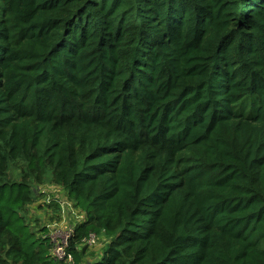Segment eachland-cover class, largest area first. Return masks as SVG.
<instances>
[{
	"label": "trees",
	"instance_id": "16d2710c",
	"mask_svg": "<svg viewBox=\"0 0 264 264\" xmlns=\"http://www.w3.org/2000/svg\"><path fill=\"white\" fill-rule=\"evenodd\" d=\"M49 177L72 264H264V0H0V264Z\"/></svg>",
	"mask_w": 264,
	"mask_h": 264
},
{
	"label": "rangeland",
	"instance_id": "374dc122",
	"mask_svg": "<svg viewBox=\"0 0 264 264\" xmlns=\"http://www.w3.org/2000/svg\"><path fill=\"white\" fill-rule=\"evenodd\" d=\"M22 165L18 164L11 169V175L14 178H19L16 172ZM35 200L30 207L29 219L33 222L35 219H40L42 226L50 228L54 234L56 241H61L59 236L63 238V234L71 230L78 221L73 214V209L77 213L79 210L73 207V204L67 200L64 190L57 185H54L51 178L46 179V183L36 187ZM71 205L73 209H68L66 205ZM78 210V211H77ZM105 244V240L97 238L94 243H90L89 251L99 253ZM65 263V262H64ZM72 264V263H65Z\"/></svg>",
	"mask_w": 264,
	"mask_h": 264
},
{
	"label": "built area",
	"instance_id": "2783aa9c",
	"mask_svg": "<svg viewBox=\"0 0 264 264\" xmlns=\"http://www.w3.org/2000/svg\"><path fill=\"white\" fill-rule=\"evenodd\" d=\"M68 209H73L72 205H66ZM73 214L76 217L77 220H82L83 217L79 216L78 213H76L73 209ZM50 229V228H49ZM51 231V230H50ZM74 233L73 228H71L70 231L65 232L63 234V238L59 236V239H61V241H56L53 237V233L51 232V238H52V243H53V256L58 260V261H63L65 263H72L73 262V257L72 255H70L67 251L68 245H69V240L72 237ZM53 234V235H52ZM96 240V238L94 236L90 237V240L88 241V243H94Z\"/></svg>",
	"mask_w": 264,
	"mask_h": 264
}]
</instances>
